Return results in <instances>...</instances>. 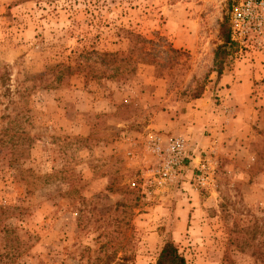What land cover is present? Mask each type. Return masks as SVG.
<instances>
[{"label":"rangeland","instance_id":"374dc122","mask_svg":"<svg viewBox=\"0 0 264 264\" xmlns=\"http://www.w3.org/2000/svg\"><path fill=\"white\" fill-rule=\"evenodd\" d=\"M233 4L0 0V264H264V35L219 77Z\"/></svg>","mask_w":264,"mask_h":264},{"label":"built area","instance_id":"2783aa9c","mask_svg":"<svg viewBox=\"0 0 264 264\" xmlns=\"http://www.w3.org/2000/svg\"><path fill=\"white\" fill-rule=\"evenodd\" d=\"M231 28L232 40L239 43L251 39L254 33L264 35V0H234ZM189 146L185 137H173L164 149L157 147L160 155L163 154L156 170L161 184L179 177L188 157Z\"/></svg>","mask_w":264,"mask_h":264},{"label":"trees","instance_id":"16d2710c","mask_svg":"<svg viewBox=\"0 0 264 264\" xmlns=\"http://www.w3.org/2000/svg\"><path fill=\"white\" fill-rule=\"evenodd\" d=\"M131 35L135 36L136 38H141L144 42H147V38H143L140 35L135 33H131ZM221 38L223 40L222 44L217 47L215 52V67L216 71L218 72L219 77H221L226 60L229 55L235 51L234 43L231 38V25L228 17H225V20L221 24ZM105 57L112 61L114 59H118V54L113 52H108L104 54ZM124 60V59H122ZM204 87L202 86L199 90H196L192 97L198 98L202 95ZM156 264H188L186 257L180 252L179 247L173 240H167L161 247L160 253L158 255Z\"/></svg>","mask_w":264,"mask_h":264}]
</instances>
